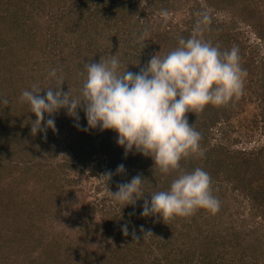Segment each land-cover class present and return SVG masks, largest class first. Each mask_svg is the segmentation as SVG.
Returning a JSON list of instances; mask_svg holds the SVG:
<instances>
[{
    "label": "rangeland",
    "instance_id": "1",
    "mask_svg": "<svg viewBox=\"0 0 264 264\" xmlns=\"http://www.w3.org/2000/svg\"><path fill=\"white\" fill-rule=\"evenodd\" d=\"M84 1L0 0V97L8 101L0 104V264L115 263L111 257L125 241L123 227L127 225L128 235L136 230L133 219L120 218L125 215L124 205L111 197L112 176L108 182L103 178L109 173L108 165L114 162L115 169L123 164L126 170L147 172L160 187L176 175L159 172L158 179L150 157L135 151L125 156L114 131H83L87 125L82 108L78 122L66 109L51 117L45 114V121L55 120V131L46 129L33 136L31 122L36 117L21 101L22 92L35 86L44 96L57 84L48 75L55 69L63 78L61 90L79 96L86 78L85 63H98L101 57L116 54L123 65L121 71L128 64L136 67L139 56L147 59L140 62L143 67L152 56L163 57L180 39L189 38L194 16L200 19L205 14L210 23L203 39L222 52L238 48L247 75L238 99L186 114L198 132L207 130L210 143L200 144L202 156L189 157L180 166L197 163L203 169L204 151L222 145L225 152L219 150L220 156L227 159L225 163L220 160L222 171L213 187L222 211L216 216L210 213L192 228H181L177 222L176 227L184 230L182 237L164 249L161 246L167 236L161 233L160 250L158 244L152 249L162 263L170 258L173 264H199L202 251H210L209 264H238L246 245L241 242L233 250L236 231L228 229L232 230L229 243L226 227L242 230L244 224L251 230L247 248L257 245L263 249L256 238L261 237L264 243V218L252 215L255 210L248 197L253 194V183L264 190V158L256 154L264 146V0H174L179 6L167 8L166 18L161 15L160 0H90L86 5ZM124 3L132 7L117 13L115 6ZM89 19H95L98 27L89 22L87 34L83 21ZM145 30L148 35L142 50L138 41ZM81 143L85 146L79 150ZM239 150L250 153L234 156ZM209 167L214 168L212 162ZM90 204L97 205L95 211ZM113 209L121 211L114 220ZM189 220L180 217L177 221ZM255 227L261 233L257 234ZM133 251L129 260L135 248ZM144 256L142 264L153 259L150 251ZM136 257L118 263L132 264ZM260 257L258 263L264 260ZM179 259L183 262L175 263Z\"/></svg>",
    "mask_w": 264,
    "mask_h": 264
},
{
    "label": "clouds",
    "instance_id": "2",
    "mask_svg": "<svg viewBox=\"0 0 264 264\" xmlns=\"http://www.w3.org/2000/svg\"><path fill=\"white\" fill-rule=\"evenodd\" d=\"M161 15L166 18L167 12ZM209 23L210 17L203 15L189 38L180 39L178 46L163 57L152 56L136 73L128 67L121 71L123 65L116 54L101 57L98 63H85L86 78L79 96L63 92V78L52 69L48 75L57 81L55 87L40 96L41 89L34 86L20 97L36 117L31 122V134L55 131V120L45 121V114L51 117L66 109L78 122V110L82 108L87 125L83 131H114L125 156L135 151L150 157L161 174H176L167 190L151 194L150 202L145 200L141 216H159L166 221L190 217L200 209L215 214L220 202L212 194L208 172L199 167L188 172L180 166L182 159L203 155L201 134L189 124L186 114L202 112L208 105L226 106L238 99L247 73L240 65L238 48L222 52L203 39ZM147 35L145 30L139 38L142 50ZM7 103L0 97V104ZM124 172V165H119L116 173ZM111 176L109 172L103 178L108 182ZM144 181L136 175L130 182L120 184L116 192H110L113 201L124 207L134 205L145 196ZM122 231L128 235L127 225ZM133 237L137 239L135 233Z\"/></svg>",
    "mask_w": 264,
    "mask_h": 264
},
{
    "label": "trees",
    "instance_id": "3",
    "mask_svg": "<svg viewBox=\"0 0 264 264\" xmlns=\"http://www.w3.org/2000/svg\"><path fill=\"white\" fill-rule=\"evenodd\" d=\"M207 1V0H204V2ZM90 0H85L84 1V4H89ZM103 0H98V3H102ZM161 2V13L162 12H167V8H174V9H177V6L179 5H175V1L174 0H160ZM199 3H201L202 5V2L199 1ZM78 4H81V3H77ZM164 6V8H163ZM132 6L131 4L129 3L128 5L127 4H120L118 7L115 6V10L117 13H119L121 10L123 9H130ZM171 12V10L169 11ZM174 12V11H173ZM167 15L168 12H167ZM90 17L92 16V14L89 15ZM88 17V18H90ZM195 19H194V23H192L191 25V28H192V32H193V29L196 25V22L198 20V18L196 16H194ZM95 19H89L87 21H83L85 22V31L87 34L88 33V30H89V27L90 25L88 24L89 22H92L93 26L94 27H98V26H95ZM79 23L82 24V21L80 20ZM109 26V25H108ZM205 31H207V29H205ZM142 31H137L135 32L136 34L140 33ZM99 33V31H98ZM132 34V33H131ZM134 34V33H133ZM110 36L112 35L111 33L109 34ZM261 38V37H260ZM112 49V47H111ZM113 50V49H112ZM117 48L114 49L113 53L114 52H117ZM138 58V65L136 64V67L134 65H131V64H128L126 66V69L128 67V70L131 69L130 71L131 72H139L140 71V66L142 67V65L140 64L141 61H145L147 59H144L143 56H139L137 57ZM123 60V58L121 59ZM134 68V69H133ZM133 69V70H132ZM190 113V112H189ZM195 129L197 131H199V128L198 127H195ZM202 131V130H201ZM201 133V132H199ZM80 135H84L83 133H80ZM206 143H210L209 141V134L207 132V130H204L203 133H201V140H200V144L204 145ZM207 145V144H206ZM84 143H81V147H79L80 149L79 150H82L83 147H84ZM219 150H222L224 151V148L222 147L221 144H216V146H209L207 148V150L204 151V156L206 157V160H205V164H204V168L203 170H205L207 172H209V175L211 177V181L213 180V182L211 183V191H212V194L215 196V188H213L216 184V178L219 177V175L221 174V171L220 168L222 166V164H220V160H222L224 163L226 161L227 158H224L222 156H220V153H219ZM225 152V151H224ZM259 153H256L257 155L259 154L261 157L264 158V146L258 151ZM215 153L214 157H213V154ZM250 153V151L248 152L247 150H239L237 151V153L234 155V156H237V155H240V154H244V156L248 155ZM253 153V152H252ZM224 156L225 153L223 154ZM233 155V154H232ZM187 159V158H186ZM186 159H182L181 160V163L183 162V160H186ZM249 159V158H248ZM210 162L213 163L214 165V168H210L209 167V164ZM220 162V163H219ZM238 164H236L234 166V169H237L238 167ZM116 165L114 164H111V165H108V172H111L112 173V179L109 181L112 185L113 188H111V191L114 193L118 190V186L120 184H125V183H128L130 182V180L136 176V175H140L142 179H144V183H143V190H144V197L140 200H138L134 205H126L125 207L123 206V211L125 212V215L124 217H120V212H116L115 209H113L112 211H114V217H113V220L114 219H117V218H121L122 219H133L134 223H135V236L137 239H134L133 237V233L131 232L127 237L126 235L124 236V243L122 246L119 247L120 251L119 252H122L120 253V255L118 256L117 253L113 254L111 259H115V263L113 264H119L118 261H125V262H128V261H132L133 259H135V254H136V262L135 263H132V264H142L144 261H146V257L144 256V254L147 252V251H150V255L153 254L152 256V260L150 259L147 263L148 264H173V260L170 261V258H167V261L166 262H163L162 263V260H160L158 257L159 256H155L154 255V250L152 249V247L156 244H158V247L159 250H160V243L162 242L159 238V236L161 235V233L163 234V236H167V239L164 240V243L163 245L161 246V248L164 247V249H167V247L169 246L170 242H173L175 240L173 239H178L179 237H182V235L184 234L183 231L184 230H179L177 227H176V224L177 222H179L178 226H180L181 228L182 227H188V228H192V227H195V226H198L199 224L202 223V220L206 217H209L210 215V212L206 211V210H203V209H200V210H197L192 216L190 217H187V218H190L189 222L188 223H181L180 224V221H177L178 218L180 217H175V219H170L169 220H166V221H163L162 218H160L159 216H148V217H143L141 216V211H142V208H143V205H144V202L145 200L149 201L151 200V194L155 193V192H159V191H164V190H167L168 187L170 186V183L172 180H170L168 182V184H164L162 187L157 186V180L156 182L153 180L154 176H147V172L146 173H135L133 171H129V170H126L125 169V172L123 174H117L115 171H116ZM195 168H197V163H192V164H183V166L181 167L182 170L184 171H192L194 170ZM153 171H155V176L157 177L159 175V170L158 168L154 169ZM155 177V179H156ZM158 178V177H157ZM159 179V178H158ZM220 187H222V185H219ZM252 195H250L248 197V200L250 199L251 201V206L254 208L255 211H253L252 215H259V217L261 218H264V190L262 187H258L257 185H252ZM216 197V196H215ZM107 201V200H105ZM90 208L95 211L96 208H97V205H93V204H90ZM219 211L221 212L222 209H219ZM218 211V212H219ZM215 213V216L217 215V213ZM112 214V215H113ZM214 215V214H212ZM127 216V217H126ZM182 219L185 218V217H181ZM162 220V221H161ZM235 221V219L233 220ZM226 221L225 219L222 220V223L224 224ZM244 223V222H243ZM166 225V226H165ZM173 225L176 227V229H174L173 231L172 230H169L168 226H172ZM244 227L245 229H234L232 228L231 226L230 227H226V229H232L233 231H236L233 233V237H234V241H235V246L232 247V249L234 250L236 248V250L238 249L237 248V245L239 243L242 242V244H245L246 246L243 247V251L245 252V256H243L241 254L240 256V260L238 264H264V260L261 259L260 263H258L259 259L261 258L260 256H263L264 257V248L260 250V248L256 245H253L251 246L250 249H248V245H250V243L247 242V240L251 237V234H250V231L249 229H246V228H250V227H246L245 224H244ZM256 228V232L257 234L258 233H261L260 229L258 227H255ZM168 230V231H167ZM232 230H228L226 231V237H228V239L230 238V235H229V232H231ZM167 231V232H166ZM150 232L151 234L150 235H147L146 237L145 234ZM171 232V235L170 237L168 236V234ZM187 232V231H186ZM185 232V233H186ZM259 238V239H258ZM256 238L257 241H260L261 242V245H264V243H262V238L261 237H258ZM229 243H231V240L229 239ZM233 246V244H232ZM135 248V253H133V256L131 257V259L129 260V256L131 254V252H134ZM114 251V250H113ZM191 251V248L187 251V253L189 254ZM204 253V256L198 258V261H199V264H209V257H211L210 255V251L208 253H206L205 251H202ZM249 257V260L248 261H245L246 258ZM161 261V262H160ZM237 261V262H238ZM183 262V259H179L178 261H175V263H182ZM197 262V261H195ZM213 263V262H212ZM145 264V263H144ZM185 264V263H184Z\"/></svg>",
    "mask_w": 264,
    "mask_h": 264
}]
</instances>
